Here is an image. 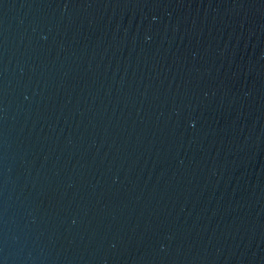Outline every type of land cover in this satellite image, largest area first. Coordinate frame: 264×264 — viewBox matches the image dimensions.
<instances>
[{
	"label": "water",
	"instance_id": "95a60500",
	"mask_svg": "<svg viewBox=\"0 0 264 264\" xmlns=\"http://www.w3.org/2000/svg\"><path fill=\"white\" fill-rule=\"evenodd\" d=\"M0 264H264V0H0Z\"/></svg>",
	"mask_w": 264,
	"mask_h": 264
}]
</instances>
